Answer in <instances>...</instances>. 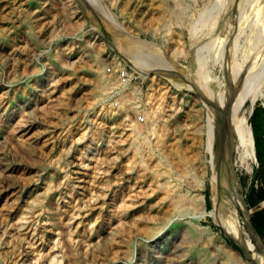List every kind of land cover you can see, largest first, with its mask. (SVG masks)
<instances>
[{"label": "rangeland", "instance_id": "rangeland-1", "mask_svg": "<svg viewBox=\"0 0 264 264\" xmlns=\"http://www.w3.org/2000/svg\"><path fill=\"white\" fill-rule=\"evenodd\" d=\"M236 95L264 106V0H0V264H254L213 199L252 235Z\"/></svg>", "mask_w": 264, "mask_h": 264}, {"label": "crops", "instance_id": "crops-1", "mask_svg": "<svg viewBox=\"0 0 264 264\" xmlns=\"http://www.w3.org/2000/svg\"><path fill=\"white\" fill-rule=\"evenodd\" d=\"M247 123L250 126L252 145H250L249 135L246 134ZM233 131L238 133L246 157L255 165V173L248 194L251 225L255 231L252 230L251 235L247 230V228L250 229V226L246 206L243 202L237 208V213L241 216L243 223L242 235L238 236L232 230H223V232L246 249L252 263L264 264V247L257 236L258 234L264 240V106H254V103L251 102V106L246 111L243 107L237 124L233 126Z\"/></svg>", "mask_w": 264, "mask_h": 264}, {"label": "bare ground", "instance_id": "bare-ground-1", "mask_svg": "<svg viewBox=\"0 0 264 264\" xmlns=\"http://www.w3.org/2000/svg\"><path fill=\"white\" fill-rule=\"evenodd\" d=\"M260 3V2H259ZM263 1L261 2V5H262ZM257 4V2H256ZM260 7V6H259ZM257 10V9H256ZM260 10V9H259ZM235 46V45H234ZM236 47V46H235ZM231 48V47H230ZM238 48V47H237ZM236 48V49H237ZM98 65V64H97ZM138 68V66H137ZM243 95V94H242ZM237 96V95H236ZM235 96V97H236ZM246 95H244L243 97H245ZM234 100V99H233ZM244 104H245V98H241L240 96L236 97L235 100L232 102V105H231V113L229 115H227L226 113L224 115L227 116V119H228V123H229V129H230V132H231V127L236 125L238 120H239V117H240V113L244 107ZM213 124L211 123V119L209 120V133H210V138H209V141H210V144H212V139H213V135H212V126ZM215 127V126H213ZM220 127V126H219ZM215 129V128H214ZM246 134L249 135L250 137V145H252V138H251V133H250V126H249V123H247L246 125ZM230 135V134H229ZM15 138V137H14ZM224 138V137H223ZM208 139V138H207ZM227 141V140H226ZM211 147V146H210ZM208 148V147H207ZM248 151V150H247ZM251 151V150H250ZM250 154V152H249ZM226 156V155H225ZM220 158V157H219ZM218 158V159H219ZM227 158V157H226ZM228 162V161H227ZM227 165V164H226ZM221 166V165H220ZM219 166V167H220ZM3 168V167H2ZM226 168V167H225ZM233 169H231L232 171ZM7 171V170H6ZM228 172V171H227ZM233 172V171H232ZM4 173V172H3ZM229 174V173H228ZM226 174V170L221 174V177L224 178L225 180H227L228 182H231V188L228 189L226 191L227 195L229 196V198L233 201V202H239V203H242V201L240 200V196L238 195L237 191H236V186H234V180H233V175L231 174ZM10 176V175H9ZM8 178V177H7ZM14 179V178H13ZM1 180V179H0ZM6 180V178H5ZM4 180V181H5ZM8 180H11V179H8ZM223 180V179H222ZM37 182V181H36ZM11 183V182H10ZM215 183L213 181L212 183V187L214 188L215 186ZM2 184V183H1ZM5 184V183H4ZM3 184V185H4ZM28 185V184H27ZM40 185V184H39ZM9 188V187H8ZM7 188V189H8ZM18 188V187H17ZM45 190V189H44ZM56 190V189H55ZM12 191V190H11ZM15 193V192H14ZM52 196V195H51ZM49 198V197H48ZM215 203H216V206H217V210L218 212L225 218L226 220V223H227V226L229 227L230 230H232L236 235H241L242 234V229H241V222H240V217L239 215L237 214L236 210L234 209V207L230 204V203H227L225 201H222L221 198L219 197L218 195V192H217V189L214 188V197H213ZM11 200V199H10ZM12 201V200H11ZM35 201V200H34ZM49 201V200H47ZM46 201V202H47ZM50 202V201H49ZM186 202V201H185ZM2 203V202H0ZM4 203V202H3ZM51 203V202H50ZM48 204V203H47ZM184 204V203H183ZM49 206V204H48ZM181 206V205H180ZM47 207V206H46ZM8 208V207H7ZM51 209V208H50ZM49 209V210H50ZM56 209V208H54ZM53 209V210H54ZM187 209V208H186ZM48 210V209H46ZM177 210V209H176ZM52 212V211H51ZM53 215V214H52ZM56 215V213H55ZM59 219V217H58ZM52 220V219H51ZM54 221V220H52ZM58 220H56L57 222ZM63 221V220H62ZM58 224V223H56ZM63 224V223H62ZM55 225V224H54ZM63 226V225H62ZM65 226V225H64ZM192 226V225H191ZM18 227V226H17ZM66 228V227H65ZM19 229V228H18ZM58 229V228H57ZM16 230V229H15ZM160 231V230H159ZM211 236V235H210ZM209 236V237H210ZM67 238V237H66ZM213 238V236L211 237ZM197 239V234L194 232V231H190L188 233V237H185L184 238V243L186 241H192V240H195ZM222 239V238H221ZM176 245V244H175ZM194 245V244H192ZM208 246V245H207ZM199 247V246H198ZM205 247V246H204ZM200 249V248H199ZM225 250V249H224ZM234 251V250H233ZM198 252V251H197ZM221 252V250H220ZM199 253V252H198ZM213 255V254H211ZM217 255V254H216ZM237 256V255H236ZM239 256V255H238ZM237 256V257H238ZM216 257V256H215ZM241 258V257H240ZM208 259V258H207Z\"/></svg>", "mask_w": 264, "mask_h": 264}, {"label": "water", "instance_id": "water-1", "mask_svg": "<svg viewBox=\"0 0 264 264\" xmlns=\"http://www.w3.org/2000/svg\"><path fill=\"white\" fill-rule=\"evenodd\" d=\"M253 228V227H252ZM255 231V230H254ZM257 234V233H256ZM258 235V234H257Z\"/></svg>", "mask_w": 264, "mask_h": 264}]
</instances>
